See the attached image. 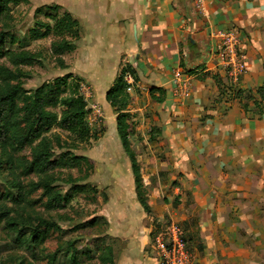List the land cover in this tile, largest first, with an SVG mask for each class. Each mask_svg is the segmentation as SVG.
<instances>
[{
	"label": "crops",
	"instance_id": "crops-1",
	"mask_svg": "<svg viewBox=\"0 0 264 264\" xmlns=\"http://www.w3.org/2000/svg\"><path fill=\"white\" fill-rule=\"evenodd\" d=\"M201 1L197 8L195 0H52L80 26L71 71L109 105L106 91L130 64L138 77L133 90L145 93L160 116L165 160L143 170L149 212L137 200L131 169L121 180L129 185L121 204L111 209L108 199L101 209L114 264H159L148 248L162 219L182 226L192 264H264V185L246 176L255 158L264 166V118L251 123L234 101L211 105L217 84L227 80L216 54L222 33L240 37L247 72L235 85L263 86L264 0ZM175 74L191 87L188 94L178 90ZM192 113L208 116L204 124L215 142L211 161L194 157L195 170L185 147ZM161 171L170 180L152 184ZM160 193L168 203L158 202Z\"/></svg>",
	"mask_w": 264,
	"mask_h": 264
},
{
	"label": "rangeland",
	"instance_id": "rangeland-1",
	"mask_svg": "<svg viewBox=\"0 0 264 264\" xmlns=\"http://www.w3.org/2000/svg\"><path fill=\"white\" fill-rule=\"evenodd\" d=\"M44 4L53 3L52 0H22L17 4H10L12 19L9 22V28L18 37L19 42L11 45L6 40L1 44L0 65L13 70L6 57L7 50L17 51L24 48L37 53L39 56L37 63L32 66L20 67L24 75L21 82L27 90H33L45 82L70 73L71 78L68 81L72 84L79 81L77 94L84 98L87 105L86 124L92 132L100 134L97 140L81 144L77 150L73 151L75 154L93 159V172L86 180L74 184L67 183L69 174L79 178L83 176L75 169L62 170L55 174L57 178L55 186L67 198V203L61 210L52 211L46 208L41 189L28 196V200L32 203L31 207H25V211L31 215L35 213L42 218L55 221L60 230L41 228L37 241L31 242L32 235H30L29 226L33 224L22 223L21 231L14 232L9 230L0 219V264H73V259L77 264H97L99 252L107 244L112 243L111 239L104 234L106 223L101 217V209L108 199H110L109 208L111 209H115L117 205L121 204L123 197L127 194L124 189L129 185L127 187L125 184L121 185L123 182L120 180L127 173L130 174V167L128 161H124L125 153L122 150L120 139L116 135V128L113 131V116L116 118L117 110L106 105L104 100L92 92L84 78L71 71L70 66L73 67V61L76 59L74 56L71 58V53H65L62 56L67 64V69L57 66L55 58L50 52L52 36L37 40L30 38L29 31L38 20L48 21L52 24L45 16L35 12L38 7ZM41 12L44 13V11ZM62 12L60 9L58 15H61ZM226 79L224 83L217 84L218 96L217 99L211 100V105L215 107L221 100L234 101L239 104L240 111L251 123L263 119L264 103H261L259 97L254 93L248 97L249 92L247 91L258 87L261 82L235 85L237 82H231L227 77ZM190 90H192L191 87L187 86V94ZM237 90H244L241 102L234 97ZM133 91L132 95L128 93L129 100L125 114L128 116L130 129L134 132L133 135L128 136V142L140 167L141 195L143 197L147 190L143 170L147 168L150 172L156 170V163L165 160V155L162 152L165 146L158 139L161 134L157 125V121L160 119L159 114L154 110L152 102H149L145 93L141 92L139 88ZM65 94L69 95L71 91L67 89ZM56 110L58 111V109ZM191 115L193 122L189 120V129L185 130L188 140L185 147L192 155V167L195 170L194 157L202 155L211 161L210 155L215 142L210 139L212 134L210 135L207 129L209 126L204 124L205 118L208 116L200 115L198 117L196 113ZM196 119L199 122H196ZM52 132L59 133L63 138L67 136L65 132L56 128ZM202 137H204L203 140ZM57 152L59 153V151ZM17 155L24 160L28 157V149ZM215 166L219 167L218 164ZM249 169V174H246L247 179L253 184L260 181L264 185V166L261 161L255 158L251 161ZM19 170L21 171V169ZM24 174L20 175V179L26 188L29 184H35L38 181L35 174ZM9 179L7 169L2 165L0 167V195L7 192L9 196L7 199L0 198V204H5L7 207L13 206L11 200L15 196V190L8 188ZM157 179L161 183L170 180L167 173L162 171L158 174V178L155 175L150 178L152 184L156 183ZM205 179L209 184H213L212 176ZM176 182L174 181L172 185H175ZM258 185L259 183H257ZM93 188H97V190L95 191ZM167 195L160 193L158 202L168 203L170 199ZM168 222L169 220L166 219L160 220L156 225L155 233ZM152 239L153 237H151L148 250L156 258Z\"/></svg>",
	"mask_w": 264,
	"mask_h": 264
},
{
	"label": "trees",
	"instance_id": "trees-1",
	"mask_svg": "<svg viewBox=\"0 0 264 264\" xmlns=\"http://www.w3.org/2000/svg\"><path fill=\"white\" fill-rule=\"evenodd\" d=\"M21 1L0 0V46L6 40L11 45L19 42L18 37L9 28V22L12 19L10 4ZM60 9L61 6L57 4L38 7L35 12L45 16L52 24L38 20L29 33L33 40L52 36L50 52L57 66L67 69L62 56L76 49L80 26L69 12L63 11L58 15ZM6 57L13 70L0 65V167L2 165L6 167L10 178L8 188L15 190V196L11 200L13 206L0 204V219L14 232L21 231L22 223L33 224L29 226L31 242H36L41 228L60 230V227L55 221L26 212L25 207H31L32 203L28 196L41 189L46 208L52 211L61 210L67 203V198L56 188L55 174L62 170L75 169L83 176L79 178L69 174L66 182L74 184L86 180L93 172V159L75 154L73 151L81 144L97 140L100 133L92 132L86 124L87 105L84 98L77 94L79 81L74 84L68 81L71 78L70 73L45 82L33 90H27L21 82L24 75L20 67L37 63L38 54L21 48L17 51L7 50ZM125 73H130L135 82L138 80L136 71L130 64L122 65L112 86L105 93V100L117 110L116 132L130 163L137 200L148 213L149 206L145 194L143 197L141 195L140 167L128 142V136L134 132L130 129L128 116L125 114L129 100L127 85L123 78ZM67 89L71 94H65ZM247 91L248 97L254 93L260 102L264 103V85ZM243 95L244 90H237L234 97L241 102ZM162 101V97L157 98V102ZM55 128L65 132L66 138L52 132ZM25 149H28V157L22 160L17 154ZM24 173L35 174L38 181L26 188L20 179V175H25ZM8 196L9 194L4 192L0 198L7 199ZM73 264H77L74 259ZM97 264H114L111 247L102 248Z\"/></svg>",
	"mask_w": 264,
	"mask_h": 264
},
{
	"label": "built area",
	"instance_id": "built-area-1",
	"mask_svg": "<svg viewBox=\"0 0 264 264\" xmlns=\"http://www.w3.org/2000/svg\"><path fill=\"white\" fill-rule=\"evenodd\" d=\"M195 2L197 8L202 5L201 0H195ZM220 36L221 42L216 48L219 65L229 81L237 82L246 72V62L239 47L240 37L234 31L222 33ZM123 78L127 85L126 92L130 94L135 84L133 76L125 73ZM186 82L175 74L174 83L182 93L187 90ZM152 242L159 264H192L185 232L177 222L169 221L161 227L154 234Z\"/></svg>",
	"mask_w": 264,
	"mask_h": 264
},
{
	"label": "bare ground",
	"instance_id": "bare-ground-1",
	"mask_svg": "<svg viewBox=\"0 0 264 264\" xmlns=\"http://www.w3.org/2000/svg\"><path fill=\"white\" fill-rule=\"evenodd\" d=\"M119 173H120V172H119ZM126 176H127V174H126L124 177H126ZM121 180H122V179H121ZM121 180H120V181H121Z\"/></svg>",
	"mask_w": 264,
	"mask_h": 264
}]
</instances>
